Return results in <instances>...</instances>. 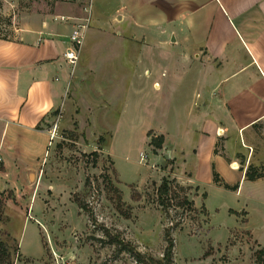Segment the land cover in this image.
Instances as JSON below:
<instances>
[{
	"label": "rangeland",
	"instance_id": "374dc122",
	"mask_svg": "<svg viewBox=\"0 0 264 264\" xmlns=\"http://www.w3.org/2000/svg\"><path fill=\"white\" fill-rule=\"evenodd\" d=\"M13 1L8 9H2L0 1L3 37L11 36V15L18 8L52 11L55 3L82 4L85 0ZM109 28L113 33L116 26ZM97 29L107 31L105 26ZM108 50L93 40L83 48L76 80L70 86L69 112L60 116L57 109L44 122L53 135L29 177H19L12 168L1 173L0 165L4 198L0 238L7 244L10 264L60 260L68 264H256L254 250L264 249V179L237 183L239 165L231 171L229 182L221 178L229 185L238 184L236 189L217 185L211 178L209 182L196 179L198 186L188 185L172 173L177 166L181 177H186V154L173 157L161 168L169 159L162 155L168 152V143L177 148L179 142L184 143L172 127L182 130L191 121L166 118L170 107L161 94L162 86L152 83H161V78L147 46L140 56L109 55ZM131 83L138 92L130 90ZM124 99L126 104H122ZM147 130L163 135L160 147L147 144ZM164 130L168 131L166 142ZM92 150H96L94 158ZM161 175L189 186L185 193L193 208L174 203L167 205L166 213L159 208L154 187ZM173 190L179 196L184 192ZM118 198L123 207L129 206L128 216L115 207ZM168 224H173V246L167 263L161 256L162 230ZM104 230L118 242L124 241L132 252L99 239L107 236ZM135 252L142 254L138 257Z\"/></svg>",
	"mask_w": 264,
	"mask_h": 264
},
{
	"label": "crops",
	"instance_id": "0c3cea01",
	"mask_svg": "<svg viewBox=\"0 0 264 264\" xmlns=\"http://www.w3.org/2000/svg\"><path fill=\"white\" fill-rule=\"evenodd\" d=\"M0 1L2 9L14 4ZM87 3H55L52 11L18 8L11 15V36H0L1 173L12 168L19 177H29L36 168L48 139L44 122L57 109L60 116L69 112L71 82L89 40L105 45L109 55L140 56L147 46L148 54L155 56L161 83H152L162 86L170 107L166 118L191 121L182 130L172 127L184 143L178 148L166 144L169 159L187 156L186 177L177 166L172 172L180 182H209L211 166L228 181L241 165L237 183L246 179L247 164L264 172V0H89L86 7ZM82 17H87V26L71 66L64 51L71 29ZM98 26L107 31L99 32ZM130 86L138 92L133 83ZM162 132L166 137L168 131ZM257 179H264V174L248 180Z\"/></svg>",
	"mask_w": 264,
	"mask_h": 264
},
{
	"label": "trees",
	"instance_id": "16d2710c",
	"mask_svg": "<svg viewBox=\"0 0 264 264\" xmlns=\"http://www.w3.org/2000/svg\"><path fill=\"white\" fill-rule=\"evenodd\" d=\"M146 134L149 136L147 144L151 145L153 149L161 146V143L163 140V135L161 133L150 134V131L147 130ZM89 153L92 154V157L94 158V156L96 154V150H92ZM166 162H171V159L164 160V164L161 165V168L165 167ZM263 174H264V172L262 170V167L254 166L251 164H247L243 170V175H244V178H246V179H254V178L259 177ZM211 176H212V180L217 185H221L225 188H231V189H235L237 186L236 183L233 185H229V184L223 182L222 179L218 176L217 172L213 169V166H211ZM173 187H177L184 192H182V194H180V196H179V194L173 190ZM188 187L189 186H182L181 184H178L173 177L167 178V176L161 175L158 183L154 187L155 201H156L157 205L159 206V208L164 213H166L165 209L169 203H174L175 205H186V207H188V208H193L192 200L190 198H188L186 196V193H185V189H187ZM0 192H2V191H0ZM201 193H202V196H204V191ZM3 204H4V198L0 194V215H1L2 210H3ZM77 205L82 207V203L78 200H77ZM114 205L117 208L118 212L122 216H128L129 215V206L125 204L123 207L122 206L123 202L119 198L117 199V201L115 202ZM202 209H203V206H202ZM172 227H173V224H168L166 226H163V230H162V237L164 240V245L162 248L161 259L166 261L167 263L170 262L171 248L173 246V239H172V236L170 233ZM104 232L107 236L105 238H99V239H102L103 242L114 243V244L116 243L115 249H119V250H125L126 249V250L132 252L131 248L128 247V245L124 241L120 240V242H121L120 243V242H118V239L114 234L108 233V232H106V230H104ZM135 253H136V256H138V257H140L142 254L141 252L140 253L135 252ZM263 254H264V249L262 247L256 248L254 250V261L256 264H263L262 263L263 262L262 261ZM9 259H10L9 258V251H8V247H7V244L5 242V239L0 238V264H10ZM259 261H260V263H259ZM159 264H166V263H161V261H160Z\"/></svg>",
	"mask_w": 264,
	"mask_h": 264
},
{
	"label": "built area",
	"instance_id": "2783aa9c",
	"mask_svg": "<svg viewBox=\"0 0 264 264\" xmlns=\"http://www.w3.org/2000/svg\"><path fill=\"white\" fill-rule=\"evenodd\" d=\"M86 1H88V3L85 5L87 7L89 6V0H86ZM60 18H62L61 15H60ZM86 25H87V17H82V21L77 22L70 31V34H69L70 45L64 51V57L71 66H73V64L75 63L77 59L79 45L81 43L82 34H83V31ZM52 135H53V131L49 130L48 137L51 138ZM49 138L47 139V143H49ZM55 264H68V262L66 260H60L56 262Z\"/></svg>",
	"mask_w": 264,
	"mask_h": 264
},
{
	"label": "water",
	"instance_id": "95a60500",
	"mask_svg": "<svg viewBox=\"0 0 264 264\" xmlns=\"http://www.w3.org/2000/svg\"><path fill=\"white\" fill-rule=\"evenodd\" d=\"M162 155L164 156V158H168V152L163 151V152H162Z\"/></svg>",
	"mask_w": 264,
	"mask_h": 264
}]
</instances>
